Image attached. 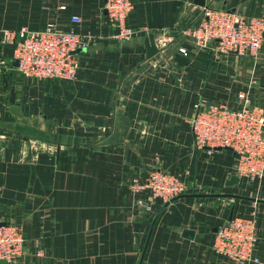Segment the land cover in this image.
Returning a JSON list of instances; mask_svg holds the SVG:
<instances>
[{"label": "crops", "instance_id": "1", "mask_svg": "<svg viewBox=\"0 0 264 264\" xmlns=\"http://www.w3.org/2000/svg\"><path fill=\"white\" fill-rule=\"evenodd\" d=\"M105 2L0 0V224L24 229L17 264H139L161 206L139 203L147 196L134 194L130 181L156 167L180 174L188 193L260 201L170 202L142 264H234L213 250L215 234L231 214L253 212L260 262L249 264H264V178L230 183L235 152L196 149L190 122L201 99L238 106L249 92L264 107V49L257 58L239 57L197 47L182 34L205 7L264 16V0H135L128 24L140 33L127 41L114 36ZM74 14L82 17L76 29L92 39L76 78L22 75L2 31L49 22L67 28ZM150 33L164 49L148 58ZM15 105L23 109L16 113Z\"/></svg>", "mask_w": 264, "mask_h": 264}, {"label": "built area", "instance_id": "2", "mask_svg": "<svg viewBox=\"0 0 264 264\" xmlns=\"http://www.w3.org/2000/svg\"><path fill=\"white\" fill-rule=\"evenodd\" d=\"M135 0H106L108 20L119 40H129L140 29L128 24ZM82 17L74 14L67 28L49 22L40 29L22 27L4 29L3 41L14 44V56L19 72L38 81L74 80L81 67L82 48L92 39L76 28ZM197 47L214 45L218 53H233L239 57L257 58L264 49V16H242L226 9L205 7L203 14L182 30ZM180 51L187 54V49ZM238 106L208 102L195 104L190 118L193 146L209 153L218 148L235 152V173L249 183L258 184L264 178V107L253 102L249 92L240 94ZM134 194L148 209L153 208L157 197L164 201L190 190V184L180 174L167 168L156 167L145 177L130 181ZM257 215L233 216L217 229L213 250L236 264L259 263L256 255L260 233ZM26 235L18 223L0 224V260L17 264L25 251Z\"/></svg>", "mask_w": 264, "mask_h": 264}, {"label": "water", "instance_id": "3", "mask_svg": "<svg viewBox=\"0 0 264 264\" xmlns=\"http://www.w3.org/2000/svg\"><path fill=\"white\" fill-rule=\"evenodd\" d=\"M106 12H107V10H106ZM145 44H146V48H147V57L148 58L158 54L159 52H161L164 49V48H161L158 46V44L156 42V36L154 33H150L146 37ZM83 50H85V48L80 49L79 52H81ZM15 64L18 65V60H16ZM11 109L16 113H19L23 109V106L15 105V106H12ZM240 181H241V177H239L238 175H233L230 179V183H239ZM224 196H233V197H238V198L243 197V198H247V199H250L253 201H260V199H258V198L246 197V196H241V195H237V194H224V193H195V192L194 193H184V194H181L179 196L172 198L169 201H164V199L161 196L157 197L156 202L158 205L161 206V210L158 212V214L155 216V218L152 222V225H151V228H150V231H149V234L147 237V241H146V244H145V247L143 250V254H142V257H141L139 264H142L143 260L145 258V254H146L147 247H148V244H149L150 239H151V235H152L155 223H156L158 217L160 216L161 212L170 204V202H172L176 199H179L181 197H224ZM232 217H233V214H231L229 219H231ZM185 234L188 236H191V235H193V231L192 230H185ZM0 264H8V263L5 259H2V260H0Z\"/></svg>", "mask_w": 264, "mask_h": 264}, {"label": "rangeland", "instance_id": "4", "mask_svg": "<svg viewBox=\"0 0 264 264\" xmlns=\"http://www.w3.org/2000/svg\"><path fill=\"white\" fill-rule=\"evenodd\" d=\"M156 206H157V205H156ZM239 216H242V215H239ZM227 220H230V219H227ZM227 220H226V221H227ZM220 225H221V224H220ZM220 225H219V226H220ZM219 226H218V227H219ZM233 263L236 264L235 262H233Z\"/></svg>", "mask_w": 264, "mask_h": 264}]
</instances>
